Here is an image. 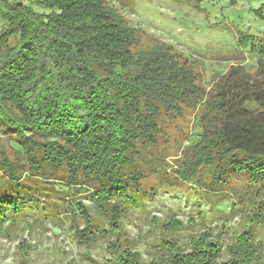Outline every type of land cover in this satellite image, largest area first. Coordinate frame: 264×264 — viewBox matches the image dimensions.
<instances>
[{"label": "trees", "instance_id": "16d2710c", "mask_svg": "<svg viewBox=\"0 0 264 264\" xmlns=\"http://www.w3.org/2000/svg\"><path fill=\"white\" fill-rule=\"evenodd\" d=\"M129 20L113 0H0V234L63 233L103 245L110 264H264V46L251 47L255 73L234 61L206 86ZM186 116L197 130L168 163L167 128ZM150 177L225 215L206 227L199 203L203 224L153 214L151 233L131 236V209L160 192Z\"/></svg>", "mask_w": 264, "mask_h": 264}, {"label": "rangeland", "instance_id": "374dc122", "mask_svg": "<svg viewBox=\"0 0 264 264\" xmlns=\"http://www.w3.org/2000/svg\"><path fill=\"white\" fill-rule=\"evenodd\" d=\"M113 2L125 12L130 22L141 27L143 39L141 46L149 47L160 40L172 43L178 52L198 64L197 68L204 77L206 86L212 84L211 77H217L225 72L234 61L242 62L251 73L257 70V57L254 56L251 47L253 44L257 47L264 46V0H113ZM195 117L177 118L167 128L168 142L165 145L167 156L169 155L168 163L175 161L174 158L185 148L191 136L195 135L197 130L193 125ZM244 183L245 181H233L230 191L246 194L243 189ZM159 184L161 185L158 177H150L147 185L150 188L152 186L160 188V192L155 198H147L144 205L131 209L125 229L131 236H136L140 229L150 234L149 224L153 214L160 216L161 221L176 217L185 224L191 215H195L203 224V219L197 216L196 211L199 203L201 208L213 212L205 219L206 227L221 222L224 212L212 210L209 203L207 204V198H202L196 188L186 184L185 189L180 187L176 193H172L170 184L168 186L164 184L162 187ZM241 197L242 195H239L238 199ZM248 198L249 194L243 196L245 203H248ZM246 224V220L238 218L229 223V226L231 230H241ZM255 228L257 233L260 230L261 235L264 234V229L261 230L258 226ZM183 229L187 231L190 228ZM15 234H17L15 239H8L0 234V264H103V262L110 264V259L114 258L111 253L104 250L103 245L99 246L100 250H85L83 245L77 244L63 233L54 235L49 231L30 236L26 231L23 233L19 231ZM181 235L185 237L184 233ZM25 237L33 244L36 243L34 247L20 246ZM145 240L143 238L136 243L144 249ZM261 248L264 250V242Z\"/></svg>", "mask_w": 264, "mask_h": 264}]
</instances>
